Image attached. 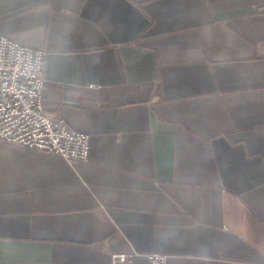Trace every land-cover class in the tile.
<instances>
[{
  "label": "crops",
  "instance_id": "crops-1",
  "mask_svg": "<svg viewBox=\"0 0 264 264\" xmlns=\"http://www.w3.org/2000/svg\"><path fill=\"white\" fill-rule=\"evenodd\" d=\"M262 3L0 0L91 149L0 142V264H264Z\"/></svg>",
  "mask_w": 264,
  "mask_h": 264
},
{
  "label": "built area",
  "instance_id": "built-area-1",
  "mask_svg": "<svg viewBox=\"0 0 264 264\" xmlns=\"http://www.w3.org/2000/svg\"><path fill=\"white\" fill-rule=\"evenodd\" d=\"M46 54L0 33V142L54 154L73 166L88 160L90 135L69 127L46 106ZM133 254L111 253L112 263L124 264ZM147 257L150 264H166L168 256L153 252Z\"/></svg>",
  "mask_w": 264,
  "mask_h": 264
}]
</instances>
